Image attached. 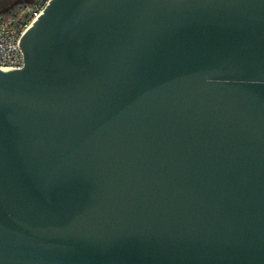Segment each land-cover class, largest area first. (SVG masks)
Here are the masks:
<instances>
[{
    "label": "water",
    "instance_id": "obj_1",
    "mask_svg": "<svg viewBox=\"0 0 264 264\" xmlns=\"http://www.w3.org/2000/svg\"><path fill=\"white\" fill-rule=\"evenodd\" d=\"M0 70V264H264V0H50Z\"/></svg>",
    "mask_w": 264,
    "mask_h": 264
},
{
    "label": "built area",
    "instance_id": "obj_2",
    "mask_svg": "<svg viewBox=\"0 0 264 264\" xmlns=\"http://www.w3.org/2000/svg\"><path fill=\"white\" fill-rule=\"evenodd\" d=\"M50 0H29L8 4L0 0V70L10 71L24 66L19 41Z\"/></svg>",
    "mask_w": 264,
    "mask_h": 264
},
{
    "label": "rangeland",
    "instance_id": "obj_3",
    "mask_svg": "<svg viewBox=\"0 0 264 264\" xmlns=\"http://www.w3.org/2000/svg\"><path fill=\"white\" fill-rule=\"evenodd\" d=\"M8 4H14L16 2L24 1V0H6Z\"/></svg>",
    "mask_w": 264,
    "mask_h": 264
},
{
    "label": "trees",
    "instance_id": "obj_4",
    "mask_svg": "<svg viewBox=\"0 0 264 264\" xmlns=\"http://www.w3.org/2000/svg\"><path fill=\"white\" fill-rule=\"evenodd\" d=\"M27 1H29V0H24V1H20V2H27ZM16 3H18V2H16ZM16 3H15V4H16Z\"/></svg>",
    "mask_w": 264,
    "mask_h": 264
}]
</instances>
